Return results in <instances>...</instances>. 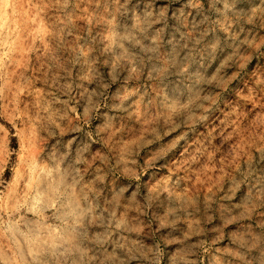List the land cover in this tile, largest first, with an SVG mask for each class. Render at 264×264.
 I'll return each mask as SVG.
<instances>
[{"label":"rangeland","instance_id":"1","mask_svg":"<svg viewBox=\"0 0 264 264\" xmlns=\"http://www.w3.org/2000/svg\"><path fill=\"white\" fill-rule=\"evenodd\" d=\"M0 264H264V0H0Z\"/></svg>","mask_w":264,"mask_h":264}]
</instances>
